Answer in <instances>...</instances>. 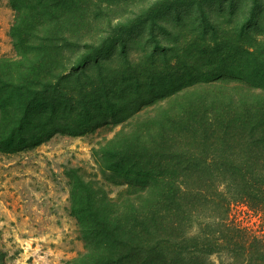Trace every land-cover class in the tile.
Here are the masks:
<instances>
[{
    "label": "trees",
    "instance_id": "trees-1",
    "mask_svg": "<svg viewBox=\"0 0 264 264\" xmlns=\"http://www.w3.org/2000/svg\"><path fill=\"white\" fill-rule=\"evenodd\" d=\"M8 1L0 152L107 129L93 157L128 193L123 202L100 195L71 169L85 251L64 264H213L221 251L264 264V230L229 219L233 203L264 212V6L229 30L199 5L191 42L180 41L185 4L173 0L99 36L94 0ZM139 36L144 55L131 57Z\"/></svg>",
    "mask_w": 264,
    "mask_h": 264
},
{
    "label": "rangeland",
    "instance_id": "rangeland-1",
    "mask_svg": "<svg viewBox=\"0 0 264 264\" xmlns=\"http://www.w3.org/2000/svg\"><path fill=\"white\" fill-rule=\"evenodd\" d=\"M153 1L156 0H94L96 35L106 34L118 22L130 21ZM173 1L185 4L181 21L186 22L187 35L180 41L191 42L194 41L193 29H198L193 23H198L199 19L193 20V17L199 5L214 10L216 16L219 13L225 21L222 24L229 30L250 11L254 15L263 12L264 6V0ZM13 14L9 1L0 0V56L13 54L10 35ZM141 39L139 36L136 44L131 43V57H143L145 41ZM113 133L100 128L82 135L55 133L34 148L0 152V248L6 252L5 264H64L85 251L82 227L70 212L68 173L72 168L78 169L85 180L99 188L100 195L104 193L123 202L128 194L122 191L124 185L108 183L93 157L94 147ZM229 212V219H236L251 231L264 230V212H254L241 203L231 204ZM227 253H215L210 259L213 264H227V261L228 264H248L240 256L228 259Z\"/></svg>",
    "mask_w": 264,
    "mask_h": 264
}]
</instances>
